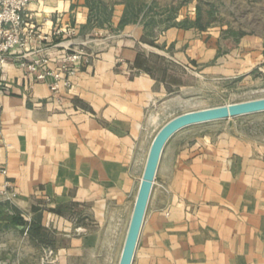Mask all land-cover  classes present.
I'll return each instance as SVG.
<instances>
[{
	"label": "crops",
	"instance_id": "1",
	"mask_svg": "<svg viewBox=\"0 0 264 264\" xmlns=\"http://www.w3.org/2000/svg\"><path fill=\"white\" fill-rule=\"evenodd\" d=\"M91 9L87 0H35L25 10L36 37L26 51L59 43L50 69L65 52L90 55L62 72L56 90L51 76L40 81L21 68L16 51L0 72V264H40L45 242L53 264H113L109 236L130 204L163 101L195 76L189 61L216 55L198 27L153 25L150 38L146 17L123 21L119 11L98 21ZM56 26L74 34L53 37ZM194 147L167 172L170 199L149 215L148 201L146 264H264V137ZM5 181L11 200L1 194ZM90 213L108 220L105 237L84 223ZM13 215L17 222L6 220Z\"/></svg>",
	"mask_w": 264,
	"mask_h": 264
},
{
	"label": "rangeland",
	"instance_id": "2",
	"mask_svg": "<svg viewBox=\"0 0 264 264\" xmlns=\"http://www.w3.org/2000/svg\"><path fill=\"white\" fill-rule=\"evenodd\" d=\"M85 1V0H84ZM98 21H108L117 12H124L123 21H133L138 16L146 17L148 37L154 36V26L159 29L171 25L198 27L203 29L201 38H211L216 55L209 61H189L186 70L195 76L186 77V86L169 95L167 105L163 101L160 121L153 129L143 148L142 163L134 181L129 206L123 216L115 222L109 236L112 245L113 264H117L131 215L132 202L139 183L151 139L157 131L173 117L219 105L242 102L264 97V0H87ZM105 23V22H104ZM210 32V33H208ZM158 56L151 58L155 64ZM160 64V63H159ZM161 66V65H160ZM157 67L160 73L162 67ZM264 137V112L242 115L208 123L191 125L176 132L166 143L153 182L147 214L170 196L167 172L171 173L183 161V155L205 140L221 141L226 137ZM84 223L88 229L108 231V220L95 219L90 213ZM148 224V223H147ZM148 228V225H147ZM147 230L140 232L132 264H146L149 240ZM148 244V245H147ZM149 249V248H148ZM40 264L55 262L54 250L48 242L41 245ZM48 251L51 252L48 255Z\"/></svg>",
	"mask_w": 264,
	"mask_h": 264
},
{
	"label": "built area",
	"instance_id": "3",
	"mask_svg": "<svg viewBox=\"0 0 264 264\" xmlns=\"http://www.w3.org/2000/svg\"><path fill=\"white\" fill-rule=\"evenodd\" d=\"M35 0H0V72L7 61L8 56L16 51L20 58L19 66L27 72L35 75L37 80L43 81L47 76L54 78L51 89H57V81L61 78L62 72L73 73L74 65L80 60H87L90 56L83 49H75L65 52L59 56V65L56 70L48 67L50 60L49 49L59 45L55 42L48 47H39L36 50L26 51V48L36 40L34 36V26L32 14L25 13L27 6ZM63 34L71 36L74 34L72 29L64 30L56 26L52 30V36L58 37ZM40 39H46V36H40ZM0 173L5 174L6 170L0 168ZM2 197L5 200H11L16 196L10 182L5 181L1 190ZM26 230L30 226L31 218H26ZM51 254L50 251L47 253Z\"/></svg>",
	"mask_w": 264,
	"mask_h": 264
},
{
	"label": "water",
	"instance_id": "4",
	"mask_svg": "<svg viewBox=\"0 0 264 264\" xmlns=\"http://www.w3.org/2000/svg\"><path fill=\"white\" fill-rule=\"evenodd\" d=\"M260 112H264V97L185 112L167 121L157 131L148 149L118 264H132L160 157L168 140L179 130L191 125Z\"/></svg>",
	"mask_w": 264,
	"mask_h": 264
},
{
	"label": "bare ground",
	"instance_id": "5",
	"mask_svg": "<svg viewBox=\"0 0 264 264\" xmlns=\"http://www.w3.org/2000/svg\"><path fill=\"white\" fill-rule=\"evenodd\" d=\"M147 153H148V152H147ZM146 157H147V155H146ZM145 161H146V159H145ZM144 165H145V162H144ZM142 167H143V169H144V166H142ZM143 169H142V172H143ZM142 172H141V175H140V177H139V183H140V180H141ZM156 172H157V171H156ZM154 179H155V178H154ZM139 183H138V187H139ZM138 187H137L136 193H135L134 196H133L132 210H133L134 202H135V199H136V195H137ZM132 210H131V215H132ZM131 215H130V218H131ZM130 218H129L128 223H127V227H126V231H125V238H126V234H127L128 227H129V223H130ZM116 226H117V225H115V227H116ZM115 227H114V228H115ZM113 233H114V230H113ZM125 238H124V240H123V244H122V247H121V250H120L119 259L117 260V264L119 263V260H120V256H121V252H122V249H123V245H124ZM111 251H112V249H111Z\"/></svg>",
	"mask_w": 264,
	"mask_h": 264
},
{
	"label": "trees",
	"instance_id": "6",
	"mask_svg": "<svg viewBox=\"0 0 264 264\" xmlns=\"http://www.w3.org/2000/svg\"><path fill=\"white\" fill-rule=\"evenodd\" d=\"M1 217H2V210L0 209V218ZM6 220L9 221V222H17L18 221V217L16 215L7 216Z\"/></svg>",
	"mask_w": 264,
	"mask_h": 264
}]
</instances>
